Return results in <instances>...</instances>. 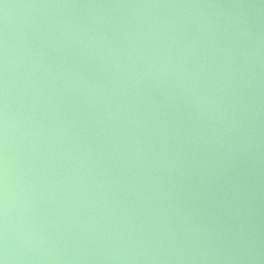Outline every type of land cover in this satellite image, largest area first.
<instances>
[{"label":"water","instance_id":"obj_1","mask_svg":"<svg viewBox=\"0 0 264 264\" xmlns=\"http://www.w3.org/2000/svg\"><path fill=\"white\" fill-rule=\"evenodd\" d=\"M0 264H264V0H0Z\"/></svg>","mask_w":264,"mask_h":264}]
</instances>
